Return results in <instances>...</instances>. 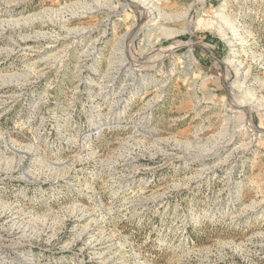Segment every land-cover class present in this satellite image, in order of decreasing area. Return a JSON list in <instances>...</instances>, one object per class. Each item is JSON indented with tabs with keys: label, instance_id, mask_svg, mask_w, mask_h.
<instances>
[{
	"label": "rangeland",
	"instance_id": "rangeland-1",
	"mask_svg": "<svg viewBox=\"0 0 264 264\" xmlns=\"http://www.w3.org/2000/svg\"><path fill=\"white\" fill-rule=\"evenodd\" d=\"M191 6L0 0V264H264V0Z\"/></svg>",
	"mask_w": 264,
	"mask_h": 264
},
{
	"label": "bare ground",
	"instance_id": "bare-ground-1",
	"mask_svg": "<svg viewBox=\"0 0 264 264\" xmlns=\"http://www.w3.org/2000/svg\"><path fill=\"white\" fill-rule=\"evenodd\" d=\"M170 1L172 0H126V5H133L134 7H136L137 9L140 10V14L143 16V18L146 20V23L148 24H152L153 29L155 30V32L157 34H161V35H165L166 37H174L176 35H178V32H174L169 30L167 27V25L171 22H180V21H185L187 22V17L190 14V11L193 9V6H191L188 10V12H184V13H178V14H168L167 12L163 11L162 7L166 4H168ZM174 1V0H173ZM199 3H204L205 0H197ZM113 2V1H112ZM112 2L110 1V6H112ZM82 4V3H81ZM114 5V4H113ZM125 5V4H124ZM123 5V6H124ZM202 5V4H201ZM90 6V5H89ZM80 7V6H78ZM82 7V6H81ZM84 9V8H83ZM99 11V9H98ZM80 12V11H79ZM95 12L94 8H90V9H84V12L82 13L84 14H93ZM82 15V16H83ZM86 16V15H85ZM84 16V17H85ZM91 17V16H90ZM81 18V17H79ZM217 18H222V19H226L225 17H223L222 15L217 13ZM35 19V18H34ZM26 21V20H25ZM90 21V20H89ZM127 21V20H126ZM203 20H200V22L198 23V25H201ZM42 22V21H41ZM212 22V21H211ZM210 24V23H209ZM212 25V23L210 24V26ZM33 26V25H32ZM68 26V25H67ZM68 29V27H67ZM133 29H131L124 37H121V39L118 41L116 48L120 51V54H122V56H127L128 54V50H127V44L129 41H132L135 38L134 35V31H132ZM139 30V29H138ZM191 28H190V24L187 22V27H186V31L190 32ZM69 32V31H68ZM137 34H139L137 32ZM71 35V34H70ZM68 35V36H70ZM158 35V36H159ZM228 35V34H227ZM228 37V36H227ZM236 37V36H235ZM237 39V38H236ZM236 39L234 37H229V43L232 44L233 47H235V55H232V58L227 59V64L228 66H231L235 69V73L237 75V77L240 76H244V82L235 88L237 90H244L246 85H247V76L246 74L243 73L244 70V65L239 64L238 61L236 59V56H238V54H240V52L245 51L243 49V42L242 43H238L236 42ZM244 40V39H243ZM229 44V45H230ZM245 44V43H244ZM130 47V46H129ZM115 51V50H114ZM118 52V51H117ZM88 53V52H87ZM147 53V52H146ZM131 54V53H130ZM191 61H193L191 56H187L186 59L183 61V63L185 64V66L187 67V69H191V66L193 65L191 63ZM127 62V61H126ZM243 63V62H241ZM122 64V63H121ZM126 65V64H125ZM138 65V64H137ZM136 65V66H137ZM123 66V65H122ZM121 66V67H122ZM142 66V65H141ZM140 67V66H139ZM136 68V67H135ZM134 68V69H135ZM190 72V71H189ZM249 72V71H248ZM247 73V72H246ZM242 78V77H241ZM107 88V87H106ZM247 90V89H246ZM239 91V92H240ZM244 93V92H243ZM247 96V95H246ZM253 100V99H252ZM251 100V101H252ZM257 102V101H256ZM260 104V103H259ZM243 105V104H242ZM262 105V104H261ZM258 106V105H257ZM264 106V105H263ZM252 107V103L248 104V105H243L241 106V108H246V111H249V109ZM253 108V107H252ZM256 108V107H255ZM229 110V109H228ZM250 112V111H249ZM249 114V113H248ZM117 116V115H116ZM231 122V121H230ZM251 123H249L250 126ZM227 128V127H226ZM223 135V134H222ZM228 140V139H227ZM228 142V141H227ZM226 142V143H227ZM230 144V143H229ZM140 197V196H139ZM135 198V197H134ZM137 200V199H136ZM141 201V200H140ZM139 201V202H140ZM135 205V203L133 204ZM132 205V206H133ZM131 207V206H130ZM135 209V208H134ZM85 217H87L86 215H84ZM84 219V218H83ZM88 230H91V227L88 226L86 228V232ZM90 234V232H89ZM94 238L91 239L93 241L88 242V250L89 253L91 254V257H97V260H103V254L104 253H100V251H98L97 247L99 246V239H96L95 236H93ZM101 242V241H100Z\"/></svg>",
	"mask_w": 264,
	"mask_h": 264
}]
</instances>
